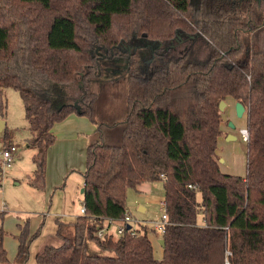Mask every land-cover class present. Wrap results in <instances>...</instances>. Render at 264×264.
I'll list each match as a JSON object with an SVG mask.
<instances>
[{
    "label": "trees",
    "instance_id": "1",
    "mask_svg": "<svg viewBox=\"0 0 264 264\" xmlns=\"http://www.w3.org/2000/svg\"><path fill=\"white\" fill-rule=\"evenodd\" d=\"M260 1L0 0V103L4 89L19 94L26 144L36 151L32 185L43 187L56 123L77 114L95 126L82 174L86 215L57 221L62 243L45 247L36 264H264ZM135 39L148 44L151 61L129 62L124 75L114 74L120 68L109 55ZM197 40L207 47L204 60L178 52ZM227 98L245 108L244 178L223 174L217 163L219 104ZM154 182H162L168 220L159 239L144 225L97 237L105 220L128 212L129 189ZM20 231L11 264L27 263L40 228L29 235L24 223ZM4 235L0 229V264H10Z\"/></svg>",
    "mask_w": 264,
    "mask_h": 264
},
{
    "label": "rangeland",
    "instance_id": "2",
    "mask_svg": "<svg viewBox=\"0 0 264 264\" xmlns=\"http://www.w3.org/2000/svg\"><path fill=\"white\" fill-rule=\"evenodd\" d=\"M197 1L198 0H196V2ZM257 34L255 35V42H257L260 48H263L264 29L260 30ZM147 46V43L144 44V42L142 43V41H139V39H135L133 42H124L118 46V49H114L109 56L114 58L113 62L115 63V69H121L114 70L116 72L114 74L121 73L120 76L124 75L125 71H122L123 69L121 66L126 70L129 62L139 63L141 61L144 63V65L149 63L151 58L145 56L149 51ZM176 48L178 49V52L186 53L191 59L196 61L204 60L208 52L206 45H204L203 41L201 40H197L193 44L186 43L185 45H179L176 46ZM143 56L145 59H142ZM102 59V55H100L99 61H102ZM148 69L149 72H151L153 68L151 67ZM117 78L120 77L116 76V78H113L114 82L118 80ZM72 89V102L77 104L79 86L75 84ZM1 92L0 161L5 142H10L12 145L16 146L17 149L16 153L13 155V161L11 162L10 166L8 168L6 166L3 168L0 167V172L2 174L0 184L4 194L6 195L5 202L8 203V205L10 203L12 206L26 209L27 212L39 211V207L42 204L40 198V196H42L40 192L41 189L32 185V179L34 178V173L36 170L32 158L36 151L26 144L27 139L30 137V133L25 120L23 105L17 92L11 89H4ZM225 103L226 109L222 113V116L228 119L229 123H232L235 126V130H231L227 125V135L225 136V134L221 132L220 137L226 140L228 135H232L236 138V140L224 143V148L222 146H220L219 149L217 148L219 153L221 152L220 156L216 155L217 163L218 166H221V171L223 173L244 178L246 175L247 148L246 143L241 141L239 134V129L243 128L244 126V118L242 117L241 119H238L236 117L235 111L233 110L232 101L227 100ZM245 116L246 114H244V117ZM92 135L89 137V143H91L93 140ZM71 158L72 157H68V160ZM75 174L79 176L80 172L77 171ZM78 192L73 194V196H76L73 198H77L75 201L73 199V208L75 210H77L81 204L79 200L80 194ZM163 196L164 191L162 182L144 183L135 190L129 189L126 194L127 209H132L130 212L136 218V222H134L132 225L134 228H136L140 223L146 226L149 230V237L154 240L155 236L150 231L153 230L154 225L159 223L161 219L162 211L160 209V203L164 201ZM138 207H144L146 211L144 213H140L138 211ZM154 245H156L155 242Z\"/></svg>",
    "mask_w": 264,
    "mask_h": 264
},
{
    "label": "crops",
    "instance_id": "3",
    "mask_svg": "<svg viewBox=\"0 0 264 264\" xmlns=\"http://www.w3.org/2000/svg\"><path fill=\"white\" fill-rule=\"evenodd\" d=\"M227 100L232 101L234 110L235 101L232 98H227ZM222 118L223 122L220 125V130L226 136V126L229 120L223 116ZM243 118V127H246V116H243ZM94 131L95 126L89 119L77 114H70L65 120L53 126L52 133L55 137V142L46 153L44 184L40 190L41 195L44 197L40 196L42 204L39 207V211L27 212L26 209L12 206L10 203L8 205L5 202L6 195L0 184V229L5 234L2 238V246L10 264L13 263L17 255L19 244L17 237L21 233L20 226L24 223L28 224L29 235H32L40 228L39 236L30 245L29 259L26 263L36 264L35 257L45 247L56 248L62 243L56 236L57 221L70 224L81 217L82 194L80 191L84 186L82 174L86 167L85 156L88 143L90 142L89 137ZM226 142H231V140H224L219 137L217 148L219 149L220 146L224 148V143ZM216 155L220 156L221 152L219 153V150H216ZM68 157L72 158L68 160ZM219 169L221 171V166H219ZM77 171L80 172L79 176L75 174ZM1 178L2 174L0 172V182ZM77 192L80 194L79 200L81 204L75 210L73 208V199L75 201L77 198H73L75 196L73 194ZM130 210L128 211L130 212ZM138 211L144 213L146 209L138 207ZM130 215L133 220H136L131 212ZM139 225L143 226L141 223ZM109 231L114 233V228H110ZM153 247L155 258L160 260L162 250L155 245Z\"/></svg>",
    "mask_w": 264,
    "mask_h": 264
},
{
    "label": "built area",
    "instance_id": "4",
    "mask_svg": "<svg viewBox=\"0 0 264 264\" xmlns=\"http://www.w3.org/2000/svg\"><path fill=\"white\" fill-rule=\"evenodd\" d=\"M240 139L243 143H247L249 139L248 131L246 127L239 129ZM17 149L16 146L12 145L10 142H5L3 146L0 166L3 168L6 166L7 168L10 166L11 162L13 161V155L16 153ZM160 209L162 211L161 219L159 223H156L153 227L152 233L154 234L155 238H160L165 231V227L168 223L167 214H166V207L165 202L160 203ZM80 215L85 216V207L81 205L80 207ZM135 220L132 219L130 212H126L122 220H111L107 219L104 221L103 227L98 230L97 237L104 238L107 235H114V236H121L124 233L125 225H132ZM110 228H114V233L109 231ZM225 256H231L229 251L225 252ZM225 264H229L227 260Z\"/></svg>",
    "mask_w": 264,
    "mask_h": 264
},
{
    "label": "water",
    "instance_id": "5",
    "mask_svg": "<svg viewBox=\"0 0 264 264\" xmlns=\"http://www.w3.org/2000/svg\"><path fill=\"white\" fill-rule=\"evenodd\" d=\"M225 109H226V103L224 101L220 102V104H219L220 113H223ZM234 111H235V115L238 119H241L245 114V108L240 103H235ZM228 126L231 130H235V126L232 123H228ZM227 140L234 141V140H236V138L234 136H228ZM83 191H84V189L82 188L80 193L83 194ZM130 228H131V226L128 225L127 230H129ZM158 243L160 244L161 247H163V240H159Z\"/></svg>",
    "mask_w": 264,
    "mask_h": 264
},
{
    "label": "flooded vegetation",
    "instance_id": "6",
    "mask_svg": "<svg viewBox=\"0 0 264 264\" xmlns=\"http://www.w3.org/2000/svg\"><path fill=\"white\" fill-rule=\"evenodd\" d=\"M259 3L261 4V1L259 0Z\"/></svg>",
    "mask_w": 264,
    "mask_h": 264
}]
</instances>
